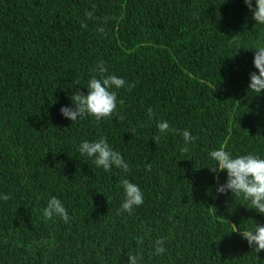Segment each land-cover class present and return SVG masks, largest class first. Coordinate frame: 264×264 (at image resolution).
I'll use <instances>...</instances> for the list:
<instances>
[{"label": "trees", "instance_id": "1", "mask_svg": "<svg viewBox=\"0 0 264 264\" xmlns=\"http://www.w3.org/2000/svg\"><path fill=\"white\" fill-rule=\"evenodd\" d=\"M257 44L264 26L244 0H0V264H264L237 231L264 214L218 194L226 174L206 168L221 145L264 155V95L248 88ZM99 61L125 78L122 103L72 124L60 109L87 94ZM162 120L195 144L183 152ZM101 136L128 173L78 152ZM125 176L144 192L131 214L120 211ZM53 196L68 223L44 217Z\"/></svg>", "mask_w": 264, "mask_h": 264}, {"label": "clouds", "instance_id": "2", "mask_svg": "<svg viewBox=\"0 0 264 264\" xmlns=\"http://www.w3.org/2000/svg\"><path fill=\"white\" fill-rule=\"evenodd\" d=\"M244 3L251 11L252 19L256 24L264 26V0H244ZM85 15L92 19L94 9L86 11ZM97 31L104 32V29L98 28ZM251 49L256 50L253 64L258 71L250 73L248 88L256 94V97L264 95V44H257ZM92 71L95 74L87 81V94L75 90L70 96L71 106H62L60 109L62 116L69 119L72 124L84 119L85 116L94 117L97 122L111 118L117 109V104L122 103L118 101L116 90L128 87L125 78L115 74L106 75L107 68L103 61H99ZM148 111L151 115L152 110ZM156 127L160 134L179 131L184 142L183 152H187L188 146L196 142V137L189 129L171 128L167 120L158 121ZM77 150L81 156L90 158L97 168H102L106 173L112 172L113 169H119L125 174L130 171L129 163L120 151L113 148L107 137L81 140ZM207 155L210 163L206 168L217 181L221 173L226 174V181L218 183L216 192L242 197L247 202L244 205L259 214H264V155L254 152L234 155L223 145L211 150ZM120 187L123 190L120 211L131 214L135 208L144 203V192L137 183L126 176L120 180ZM9 198L7 194L0 193V200L6 201ZM43 215L47 219L59 218L65 223L71 219L65 204L56 196L47 201ZM237 231L257 254L264 250V223L257 222L251 228ZM142 242V239H138V243ZM164 244V239L155 241L154 255L160 256L166 252ZM127 264H142V257L129 254Z\"/></svg>", "mask_w": 264, "mask_h": 264}]
</instances>
